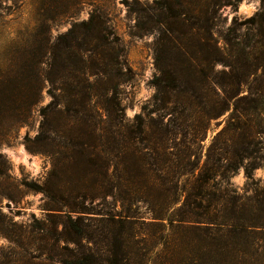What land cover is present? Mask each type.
<instances>
[{
	"label": "trees",
	"instance_id": "obj_1",
	"mask_svg": "<svg viewBox=\"0 0 264 264\" xmlns=\"http://www.w3.org/2000/svg\"><path fill=\"white\" fill-rule=\"evenodd\" d=\"M237 1L153 0L151 11L142 9L159 32L156 73L150 80L151 109L143 105L131 122L119 97L130 69L118 37L95 12L55 38L44 72L36 70V60L30 101L20 91L6 95L9 104L5 99L0 103V111L28 114L38 101L40 79L49 84L37 138L54 143L49 135L63 130L54 148L68 153L67 178L56 173L55 186L24 185L43 192L48 219L60 218L62 229L53 226L56 240L93 238L94 230L84 222L92 214L107 247L102 262L92 253H72L76 258L70 264H132L131 245L141 227L157 233V243L169 249L167 264H264V178L256 181L253 175L257 159L264 156L256 155V129L240 119L227 123L204 153L199 149L205 135H195L193 129L194 114L210 121L231 103L232 111L241 110L242 102L264 110V0L256 12L254 45H233L230 38L219 45L212 34L219 8ZM203 32L205 39L192 40ZM253 56L256 90L240 95L247 74L239 67L241 61L251 64ZM217 64L222 68L216 69ZM56 111L67 115L63 129L51 122ZM149 112L159 118L152 122ZM167 115L173 118L165 122ZM180 118L193 121L190 131L179 129L181 133L194 134L184 135L182 148L169 126ZM240 169L246 180L242 191L231 181ZM61 210L65 212H54Z\"/></svg>",
	"mask_w": 264,
	"mask_h": 264
},
{
	"label": "rangeland",
	"instance_id": "obj_2",
	"mask_svg": "<svg viewBox=\"0 0 264 264\" xmlns=\"http://www.w3.org/2000/svg\"><path fill=\"white\" fill-rule=\"evenodd\" d=\"M219 1L216 0L217 3ZM261 1L239 0L235 5L219 8V19L212 32L219 45L224 44V38H230L233 45L237 42L254 45L256 12L261 7ZM155 5L153 0H0V103L5 99L9 104L6 99L9 94L24 91L28 95L29 87L33 84L31 77L36 60H40L36 70L44 72L48 68L49 46L55 38L73 23L86 20L90 13L95 12L118 37L122 58L130 69L129 78L119 86V97L125 119L131 122L143 105L151 109L149 102L154 88L150 80L156 73L154 57L159 32L142 9L151 11L150 7ZM254 16L255 19L251 20ZM179 28L185 29V26ZM203 34H194L192 40L197 43L200 38L205 39V32ZM250 61L251 64L241 61L239 67L242 73L247 74L240 95L250 89L256 90L254 56ZM220 68L221 65L217 64L216 69ZM39 84L38 101L28 114L20 113L17 116L13 111H0V264H70L71 259L76 258L72 253H92L98 262H102L107 255V247L98 234L103 229L95 220L96 215L89 214L91 217L84 219L89 224V230H94L93 238L72 237L66 240L63 236V239L56 240L53 226L57 231L62 229L60 218L48 219L49 210L46 209L43 192L24 185L25 182H34L44 187L55 186L58 184L56 173L64 180L67 178V166L64 164L68 153L64 148H54L55 143L62 140L63 130L49 135L55 138L54 143L47 144L37 138L41 122L39 110L50 100L48 82L41 78ZM30 97L29 94L27 101H30ZM241 106V110L232 111L231 103L224 113L210 121H203L197 117L198 113L193 115L197 119L193 128L195 135H205L200 152H205L216 132L227 123L236 124L240 119L256 129V155L264 156V110L247 107L244 102ZM65 116L56 111L51 116V122L54 126L58 123L56 127L61 125L63 129L64 122H67ZM147 117L152 118V122L159 118L156 112H149ZM170 118L173 117L167 115L163 120L168 122ZM191 122L187 118H180L169 123L174 131L171 135L175 136L180 148L187 144V137L194 134H183L179 129L190 131L188 125ZM205 123H208L206 129L203 128ZM257 161L259 166L253 171L256 181L264 178V158ZM62 167L63 171L59 172ZM231 181L242 191L246 182L243 170L240 169ZM91 224L96 227L93 228ZM157 235L154 231L150 233L140 228L135 243L131 245L132 264H167L169 249L157 243Z\"/></svg>",
	"mask_w": 264,
	"mask_h": 264
}]
</instances>
